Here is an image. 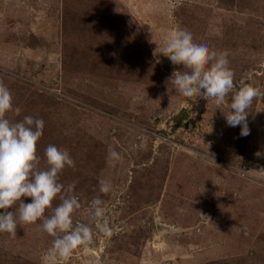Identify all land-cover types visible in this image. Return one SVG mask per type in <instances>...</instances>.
I'll return each instance as SVG.
<instances>
[{
  "label": "rangeland",
  "instance_id": "obj_1",
  "mask_svg": "<svg viewBox=\"0 0 264 264\" xmlns=\"http://www.w3.org/2000/svg\"><path fill=\"white\" fill-rule=\"evenodd\" d=\"M177 29L228 52L235 81L264 93V0H0L5 118L45 121L42 167L48 145L69 151L59 181L75 184L74 221L104 200V227L60 264H264V96L247 137L211 99L188 108L169 81L187 69L162 52ZM41 223L0 233V264H43L54 238Z\"/></svg>",
  "mask_w": 264,
  "mask_h": 264
},
{
  "label": "clouds",
  "instance_id": "obj_2",
  "mask_svg": "<svg viewBox=\"0 0 264 264\" xmlns=\"http://www.w3.org/2000/svg\"><path fill=\"white\" fill-rule=\"evenodd\" d=\"M162 52L173 65L187 69L174 72L169 81L184 97L188 108L192 106L189 99L192 104L211 99L217 106L225 107L226 114L223 115L227 126L239 127L241 137L250 135L249 109L264 93L245 80L235 81L228 52L211 49L207 41L196 42L193 34L183 29H177L171 35ZM12 110V94L0 83V233L14 236L18 224L42 221L41 229L54 238L42 257L43 264H60L76 249L92 244L94 226L104 227L101 223L104 200L101 195L90 200V223L74 221L73 215L82 204L75 194V184L65 186L59 176L65 168H74L75 161L67 149L50 144L44 151L45 166L42 167L37 144L43 135L45 121L28 115L11 122L5 114ZM14 110L19 114V108ZM109 159L118 161L119 153L110 150ZM239 171L246 173L241 167ZM112 190L110 181L99 182L100 194ZM58 196L61 203L52 208ZM22 198H30L31 202L25 203ZM17 203L18 208L13 210ZM50 208L52 214L45 216ZM111 234V228L105 227V235Z\"/></svg>",
  "mask_w": 264,
  "mask_h": 264
}]
</instances>
